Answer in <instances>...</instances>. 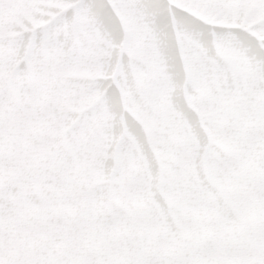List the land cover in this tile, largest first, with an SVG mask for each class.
Instances as JSON below:
<instances>
[{
  "label": "snow or ice",
  "instance_id": "snow-or-ice-1",
  "mask_svg": "<svg viewBox=\"0 0 264 264\" xmlns=\"http://www.w3.org/2000/svg\"><path fill=\"white\" fill-rule=\"evenodd\" d=\"M0 264H264V0H0Z\"/></svg>",
  "mask_w": 264,
  "mask_h": 264
}]
</instances>
